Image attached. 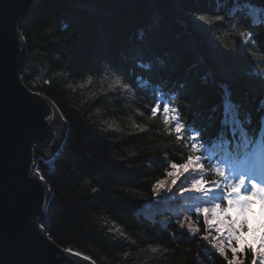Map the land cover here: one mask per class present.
<instances>
[{"label":"trees","instance_id":"16d2710c","mask_svg":"<svg viewBox=\"0 0 264 264\" xmlns=\"http://www.w3.org/2000/svg\"><path fill=\"white\" fill-rule=\"evenodd\" d=\"M21 32L24 83L67 124L54 165H37L52 192L50 238L95 264H227L202 239V216L191 234L171 211L154 220L137 210L172 162L201 155L205 179L219 180L209 165L264 144V0H37ZM116 75L128 90L108 88ZM161 95L186 124L183 141L174 124L151 116ZM198 178L185 174L178 185ZM180 200L204 206L196 194ZM247 215L264 223L261 205ZM241 259L250 264L251 253Z\"/></svg>","mask_w":264,"mask_h":264},{"label":"water","instance_id":"95a60500","mask_svg":"<svg viewBox=\"0 0 264 264\" xmlns=\"http://www.w3.org/2000/svg\"><path fill=\"white\" fill-rule=\"evenodd\" d=\"M36 1L0 0V264H95L40 228L52 192L33 172L40 158L60 150L67 124L55 103L23 80L21 28Z\"/></svg>","mask_w":264,"mask_h":264},{"label":"snow or ice","instance_id":"6c2138e0","mask_svg":"<svg viewBox=\"0 0 264 264\" xmlns=\"http://www.w3.org/2000/svg\"><path fill=\"white\" fill-rule=\"evenodd\" d=\"M223 19L222 16H215L217 21ZM251 35V33H241L245 40L249 39ZM88 83H91V79L88 80ZM118 86L124 90H128L130 87L128 83L122 80L121 76L116 75L111 78L108 88L114 90ZM150 112L152 117H156L159 113L163 117L165 125L174 124L173 130L178 140L186 139L184 135L187 130L186 124L182 122L178 109L173 107L163 95L156 98ZM53 134L58 135L55 132ZM200 136L198 131H194L190 136L192 141L190 149L193 153H198L204 149V144L200 142ZM261 154H264V150L254 153L252 157L256 158ZM203 160L204 157L201 155L193 154L188 155L183 163L172 162L170 164L172 170L166 173L170 179H158L152 185L155 203L159 204L162 199L168 198L169 194L173 197L178 194L180 198H183L185 193L196 194L204 206L192 207L188 211L193 215L202 216L205 228L208 230V236H211L213 232L216 233L211 246L226 259L227 264H245L241 257H246L248 253H251L250 264H264V223L254 226L250 223L247 215L257 200L264 207V185L244 174L230 176L226 169L220 166L219 161L215 163L214 167L209 165L207 175L219 176L220 179L206 180ZM185 174H196L199 178L192 180L188 187H185L183 183L178 185V181H181ZM33 175L41 181L44 180L39 167L34 170ZM93 191L95 192L96 189L93 188ZM149 203L151 204V202ZM184 219L188 223L185 225L184 222H179L180 228L187 227L193 234L200 232V228L194 227L189 217L185 216ZM43 227L44 225L41 224L40 228L43 229ZM208 236H204L202 239L207 241ZM64 251L74 254L71 249ZM152 251H157V248L154 247ZM228 251L231 252L230 259L227 258ZM75 255H79V253H75Z\"/></svg>","mask_w":264,"mask_h":264},{"label":"rangeland","instance_id":"374dc122","mask_svg":"<svg viewBox=\"0 0 264 264\" xmlns=\"http://www.w3.org/2000/svg\"><path fill=\"white\" fill-rule=\"evenodd\" d=\"M61 149V148H60ZM59 151V150H58ZM56 153L51 156L49 159H46V162H48L49 166L52 167L54 165ZM171 171V170H170ZM182 177L181 179H183ZM161 179H170L169 177L165 176ZM179 183V181H178ZM175 191V190H174ZM179 198V199H178ZM151 202V204L149 203ZM256 204V203H255ZM189 206V207H183ZM192 208L191 202H185L183 200H180L179 195L177 194L175 197H173L171 194H169L168 198H164L160 201L159 204H156L154 199H151L149 201H145L140 207H138L137 213L142 214L143 216L150 218V219H158V220H168L170 219L169 215H166V211H171L174 220L179 222H184L185 225H187L188 221L184 219L185 216L189 217L191 222H193L194 227H199L201 230V226L199 225L201 216L200 215H193L191 212L188 211V209ZM179 213V215H178ZM173 220H169V222H172ZM181 231L189 232L191 233L187 227L181 228ZM193 234V233H191ZM202 237L208 236V232L205 234H201ZM216 236V233H212L211 236H208V240L206 241L211 249V242L213 238Z\"/></svg>","mask_w":264,"mask_h":264},{"label":"bare ground","instance_id":"6f19581e","mask_svg":"<svg viewBox=\"0 0 264 264\" xmlns=\"http://www.w3.org/2000/svg\"><path fill=\"white\" fill-rule=\"evenodd\" d=\"M37 165H38V163H37Z\"/></svg>","mask_w":264,"mask_h":264}]
</instances>
